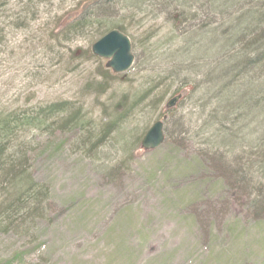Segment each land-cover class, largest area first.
I'll use <instances>...</instances> for the list:
<instances>
[{
  "label": "rangeland",
  "instance_id": "374dc122",
  "mask_svg": "<svg viewBox=\"0 0 264 264\" xmlns=\"http://www.w3.org/2000/svg\"><path fill=\"white\" fill-rule=\"evenodd\" d=\"M86 1L0 0V127H11L8 135L0 131L8 144L2 162L19 161L17 169L48 189L43 211L31 219L0 215V264H264V212L254 219L238 207L242 193L217 170L202 139L173 133V116L196 110L192 86L179 84L184 73L157 76L173 66L179 15L189 9L145 0L125 13L113 10L134 55L128 71L114 74L90 51L96 22L53 39L61 16H76ZM197 5L191 14L210 21L205 2ZM177 93L184 95L164 109ZM122 99L135 105L96 145ZM54 103H62L59 112H47ZM163 115L165 141L141 151L143 134ZM127 158V169L117 167L121 176L107 174ZM1 187L0 212L12 194L8 182Z\"/></svg>",
  "mask_w": 264,
  "mask_h": 264
},
{
  "label": "trees",
  "instance_id": "16d2710c",
  "mask_svg": "<svg viewBox=\"0 0 264 264\" xmlns=\"http://www.w3.org/2000/svg\"><path fill=\"white\" fill-rule=\"evenodd\" d=\"M153 1L156 5H167L169 10L189 9L185 16L179 15V25H183L182 43L168 56L173 66L169 65L157 76L164 81L184 73V79L178 76L179 84L192 86L191 101L196 110H191L188 118L174 115L172 124L176 131L173 133L184 138L194 134L193 137L203 140L205 152L217 170L227 175L234 189L242 193V204L238 207L245 205L246 212L258 219L264 212V0H202L205 5L200 7L209 12L206 15L211 18L206 23L198 21L190 11L195 10L201 0ZM141 2L146 1L88 0L81 4L76 16H61L60 30L53 39L59 41L64 30L68 35L78 34L94 22V40L111 29L124 33L127 28L122 19L112 21L113 10L125 13L138 8ZM245 3L244 11L231 14ZM225 21L228 22L226 27ZM119 102L123 103L114 106L108 121L101 124L96 145L106 142L135 105L134 101L127 104L124 99ZM60 105L62 103L48 105L47 112H59ZM10 130V121H4L0 131L8 135ZM7 148L8 144L0 143V184L8 182L12 194L0 215L3 221L9 222L18 213L23 219H31L43 211L48 189L27 172L17 169L19 161L4 160L3 163ZM130 160L122 159L105 170L109 176L110 172L113 177L121 176L123 173H119L118 168L127 169Z\"/></svg>",
  "mask_w": 264,
  "mask_h": 264
},
{
  "label": "water",
  "instance_id": "95a60500",
  "mask_svg": "<svg viewBox=\"0 0 264 264\" xmlns=\"http://www.w3.org/2000/svg\"><path fill=\"white\" fill-rule=\"evenodd\" d=\"M93 55L105 59V67L113 73H123L127 71L133 63V54L129 38L118 30H110L97 41L91 44ZM184 95V94H183ZM177 93L165 104L164 109H170L175 106L176 102L183 96ZM164 115L161 120L155 121L144 133L140 140L141 151L153 150L159 147L165 138L163 131Z\"/></svg>",
  "mask_w": 264,
  "mask_h": 264
}]
</instances>
